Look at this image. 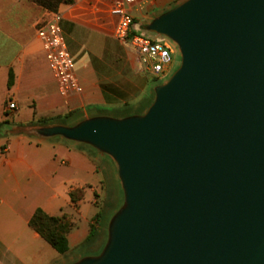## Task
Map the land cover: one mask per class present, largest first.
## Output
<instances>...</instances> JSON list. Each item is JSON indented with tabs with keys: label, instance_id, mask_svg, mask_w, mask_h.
Wrapping results in <instances>:
<instances>
[{
	"label": "water",
	"instance_id": "water-1",
	"mask_svg": "<svg viewBox=\"0 0 264 264\" xmlns=\"http://www.w3.org/2000/svg\"><path fill=\"white\" fill-rule=\"evenodd\" d=\"M138 31L182 59L142 115L23 133L117 166L125 207L75 264H264V0H183Z\"/></svg>",
	"mask_w": 264,
	"mask_h": 264
},
{
	"label": "crops",
	"instance_id": "crops-1",
	"mask_svg": "<svg viewBox=\"0 0 264 264\" xmlns=\"http://www.w3.org/2000/svg\"><path fill=\"white\" fill-rule=\"evenodd\" d=\"M182 1L138 0L132 11L136 25L139 29L149 25ZM111 5L112 0H74L60 7L63 34L84 88L81 94L63 96L38 37L39 26L52 12L33 0H0V123L28 126L69 115L67 124L72 125L97 117L142 115L148 109L155 77L115 39ZM10 104L15 109L9 110ZM100 159L109 160L61 137L46 139L8 130L0 134V264H75L81 258L76 248L86 242L89 231L81 233L74 226L68 235L70 249L62 255L29 222L38 209L60 216L70 209L77 213L79 207L78 216L83 218L86 194L75 206L69 191L96 189L101 183Z\"/></svg>",
	"mask_w": 264,
	"mask_h": 264
},
{
	"label": "built area",
	"instance_id": "built-area-1",
	"mask_svg": "<svg viewBox=\"0 0 264 264\" xmlns=\"http://www.w3.org/2000/svg\"><path fill=\"white\" fill-rule=\"evenodd\" d=\"M138 0H112L111 15L116 19L115 39L125 45H130L136 56L137 63L145 71L158 79H163L172 69L174 64L173 50L165 42L139 33L133 8ZM61 13H53L50 18L38 28V37L42 41L46 60L60 93L63 96L81 94L84 91L75 70V63L68 43L63 34ZM15 104H10L8 109H15Z\"/></svg>",
	"mask_w": 264,
	"mask_h": 264
},
{
	"label": "rangeland",
	"instance_id": "rangeland-1",
	"mask_svg": "<svg viewBox=\"0 0 264 264\" xmlns=\"http://www.w3.org/2000/svg\"><path fill=\"white\" fill-rule=\"evenodd\" d=\"M151 37L154 39L156 38V36L153 35ZM156 40L165 42L172 48L174 52V64L172 67L173 69L180 67L182 59L179 47L174 42L164 37H158ZM127 46L129 50L134 53V57H136L133 48L130 45ZM153 83L158 85L160 83H164V81L154 78ZM153 98L154 88H151L149 102H151ZM67 118L68 116L60 117L50 124L66 125L69 122ZM97 170L100 173L98 177L99 180H101V183L96 186V189L92 190L93 193L84 187L86 201L82 207L83 218L78 216L79 207H76L77 213H75L72 209L66 212L67 215L76 219V223L72 220L73 228L77 225V229L81 231V233H86V231L90 230V225L94 223L93 217L100 212V217L97 222H95L97 227L95 237L90 241L86 240V242L82 237L81 240H84L85 243L76 248V251L79 252L78 254L84 255L87 258H96L103 253L110 240V230L114 219L125 207L126 203L125 192L122 188L117 166L110 160L100 159L97 160ZM91 198H93V202H91Z\"/></svg>",
	"mask_w": 264,
	"mask_h": 264
},
{
	"label": "trees",
	"instance_id": "trees-1",
	"mask_svg": "<svg viewBox=\"0 0 264 264\" xmlns=\"http://www.w3.org/2000/svg\"><path fill=\"white\" fill-rule=\"evenodd\" d=\"M40 6L44 7L46 10L53 13H57L61 6L71 5L74 0H33ZM14 84V76L10 74L8 81V88L11 89ZM69 116V115H67ZM65 116V117H67ZM60 118V117H58ZM56 118V119H58ZM55 119V120H56ZM54 119H40L36 123H32L28 126L13 124L7 120L0 123V134L4 130H8L10 134H21L27 132L30 127L44 126L48 124L47 122ZM84 188H74L69 191V196L72 204L78 206L85 197ZM100 217V212H98L93 218L94 223L90 225L89 236L87 241L92 240L96 233L97 227L95 222H97ZM30 227L35 230L46 242H48L58 253L64 255L69 249L68 235L73 229V221L68 215L62 214L60 216H50L45 213L42 209H38L29 222Z\"/></svg>",
	"mask_w": 264,
	"mask_h": 264
}]
</instances>
